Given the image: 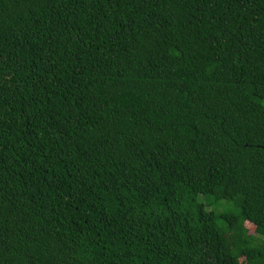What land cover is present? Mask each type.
Masks as SVG:
<instances>
[{
  "label": "trees",
  "instance_id": "16d2710c",
  "mask_svg": "<svg viewBox=\"0 0 264 264\" xmlns=\"http://www.w3.org/2000/svg\"><path fill=\"white\" fill-rule=\"evenodd\" d=\"M0 264H264V0H0Z\"/></svg>",
  "mask_w": 264,
  "mask_h": 264
},
{
  "label": "rangeland",
  "instance_id": "374dc122",
  "mask_svg": "<svg viewBox=\"0 0 264 264\" xmlns=\"http://www.w3.org/2000/svg\"><path fill=\"white\" fill-rule=\"evenodd\" d=\"M249 226H251L250 224H248Z\"/></svg>",
  "mask_w": 264,
  "mask_h": 264
}]
</instances>
